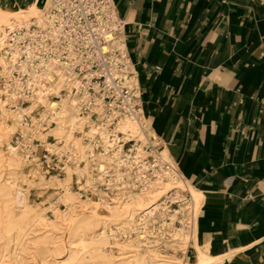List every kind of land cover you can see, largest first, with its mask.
<instances>
[{"label":"bare ground","instance_id":"1","mask_svg":"<svg viewBox=\"0 0 264 264\" xmlns=\"http://www.w3.org/2000/svg\"><path fill=\"white\" fill-rule=\"evenodd\" d=\"M37 4L9 14L0 9V77L6 86L0 89V264H200L189 254L196 195L167 151L153 150L155 159L147 160L157 137L145 119L108 111L99 101L84 112L87 93L69 63L51 60L40 74L30 72L34 51L29 46L21 60L19 42L50 32L53 3ZM116 45L125 48L124 41ZM28 117L32 127L25 124ZM17 130L30 142L56 138L57 144L47 147L66 156L64 180L47 181L38 174L37 160L22 156V146L13 140ZM130 141L135 142L132 155L123 156L122 143ZM93 163L98 179L90 173ZM124 167L128 173L123 175ZM112 171L117 182L111 188L127 175L133 181L130 191L114 198L100 192L94 202L71 189L74 176L85 180L86 189ZM50 184L62 186L64 194L44 207L33 204L32 190ZM167 192L179 209L153 204ZM185 192L192 198L182 203ZM157 223L160 229L150 233V224Z\"/></svg>","mask_w":264,"mask_h":264},{"label":"crops","instance_id":"2","mask_svg":"<svg viewBox=\"0 0 264 264\" xmlns=\"http://www.w3.org/2000/svg\"><path fill=\"white\" fill-rule=\"evenodd\" d=\"M111 1L142 117L196 195L189 254L264 264V0Z\"/></svg>","mask_w":264,"mask_h":264},{"label":"built area","instance_id":"3","mask_svg":"<svg viewBox=\"0 0 264 264\" xmlns=\"http://www.w3.org/2000/svg\"><path fill=\"white\" fill-rule=\"evenodd\" d=\"M49 18L48 34L38 31L33 39L27 36L18 43L22 61L28 56V46L34 51L30 72L40 74L51 60L69 63L87 93L82 96L84 112L99 101L108 111L142 116L139 83L126 45L124 49L116 45L124 38L113 2L53 0Z\"/></svg>","mask_w":264,"mask_h":264},{"label":"rangeland","instance_id":"4","mask_svg":"<svg viewBox=\"0 0 264 264\" xmlns=\"http://www.w3.org/2000/svg\"><path fill=\"white\" fill-rule=\"evenodd\" d=\"M53 3V1H52ZM120 22V21H119ZM121 26V25H120ZM23 32V31H22ZM121 36L123 38V30L122 26L120 27ZM18 33L17 31L15 34ZM24 34V33H23ZM27 37V36H26ZM133 71V70H132ZM18 76V75H17ZM3 78L0 77V89L3 90L6 86L4 84ZM28 95V92H27ZM3 99H6V95H2ZM54 100H58L56 97H52ZM12 110H15L16 107L14 105L10 106ZM38 113L33 114V117H38L40 119V116H38ZM25 124H28L30 127L33 125V121L31 117H28L25 121ZM45 125V124H44ZM14 142H18L22 146L21 154L22 156L29 157L30 160H37L36 167L38 168V174L44 176L47 181H50L53 177H59V179L64 180V168L67 166V159L66 156L61 157L55 152H51L48 149V145H56L57 140L53 135H48L45 141H41L40 139L35 138L31 142L26 140V137L24 136L23 132L21 130H17L15 132V135L13 137ZM135 144L134 141H130L125 143H122L124 145L123 147V156L132 155V146ZM59 146H63L62 143L59 144ZM26 151H24L25 149ZM149 152L151 153L150 156L147 158L148 161L152 162L155 158L153 157V150H160L159 142L157 141V146L154 148L148 147ZM100 153L101 150L97 151V153ZM82 167H85V164H82ZM127 168H123V175L128 173L126 171ZM90 173L94 178L98 177L96 176L98 174L96 170L95 163L92 164V169L90 170ZM131 177L125 175L122 177L121 182H118V186L116 188H111L110 185H114L116 181V173L112 171L108 177H104L103 182H97L96 187H90L83 189V186L86 185V182L84 179L79 182L77 180V177L74 176L71 180V189L76 194H81V200H86L87 198L91 199L94 202H98L100 197V192L105 193L107 196L114 198L116 194H118L121 190L124 192L130 191L131 184H133V181L128 182ZM111 181V182H110ZM64 194V188L62 186H55L54 184H50L47 186H44L42 188H36L32 190L31 193V201L33 204L38 206H46L49 202H55L61 195ZM172 194L168 192L159 200L155 201L154 205L161 204V207H169L171 210L179 209V204L176 202H171L168 197ZM184 200L183 202H186L191 199L190 193L185 192L183 193ZM166 202V203H165ZM59 207L62 211L66 209L65 205L63 203L59 204ZM159 223L157 224H150L149 226V232L150 233H157L158 229H160ZM177 226H180L177 224ZM168 240V239H167ZM163 242V240L161 241ZM67 256H63L65 259Z\"/></svg>","mask_w":264,"mask_h":264}]
</instances>
